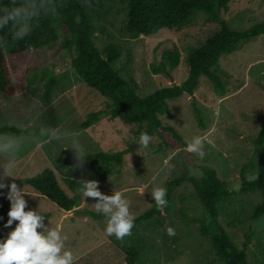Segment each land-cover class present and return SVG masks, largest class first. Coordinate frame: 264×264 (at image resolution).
<instances>
[{
    "label": "rangeland",
    "instance_id": "1",
    "mask_svg": "<svg viewBox=\"0 0 264 264\" xmlns=\"http://www.w3.org/2000/svg\"><path fill=\"white\" fill-rule=\"evenodd\" d=\"M87 14L94 26L93 40L98 51L109 43L131 50L130 62L118 61L116 67L126 80L135 81L141 96L185 80L188 73L185 60L190 48L204 42L220 27L218 22L207 21L205 14L198 13L193 23L181 29L162 28L150 36L131 35L126 31L125 0L103 3L89 9ZM220 18L233 30L264 23V0H231L226 10L220 11ZM63 38L61 33L56 42L30 49L34 71L25 90L13 97L0 95V137L11 139L15 148L0 151V174H3L0 179L6 185L0 189V238H5L18 222L14 220L5 227L10 208L7 184L14 181L25 190L22 193L27 201L25 210L42 212L45 228H55L65 237L64 247L72 253V264H125L128 245L140 249L135 264H221L209 238L201 235L199 222L190 220L202 217L204 209L192 197V187L187 181L174 190L169 210L143 222L130 241L104 232L106 216L94 208L98 198L81 195L79 204L65 211L22 184L24 178L51 169L64 191L72 195L64 183L66 175L56 163L63 150L75 152L70 147L72 138L77 140L83 154L122 152L121 164L112 163L106 179L96 187L104 195L119 191L127 199L133 217L153 205L154 185L166 190L167 182L180 176V166L193 175L202 173V169L188 167L178 158L186 147L171 145L166 151L159 150L161 138L156 134L150 135L147 146H142L138 127L119 118L103 116L83 128L81 123L86 114L102 109L106 98L75 75L72 53L58 48ZM172 47L180 55L178 66L167 75L154 73L152 63L159 62L163 50ZM218 67L222 91L201 76L192 95L183 94L168 101V111L161 120L175 127L186 143L193 136L201 138L204 155L190 151L192 157L198 164L214 169L234 192L220 203L219 221L238 247L249 234L248 262L264 264V216L250 219L260 196L258 192H237L243 166L250 164L247 179H254L264 169V141L251 161L255 151L253 140L264 119V34L243 41L236 50L223 54ZM50 78L53 85L48 90L46 83ZM192 104L199 108L203 125H199ZM49 129H56L63 138L59 142L50 138ZM4 204L7 211L2 212ZM168 227L174 229V235L167 233Z\"/></svg>",
    "mask_w": 264,
    "mask_h": 264
},
{
    "label": "trees",
    "instance_id": "2",
    "mask_svg": "<svg viewBox=\"0 0 264 264\" xmlns=\"http://www.w3.org/2000/svg\"><path fill=\"white\" fill-rule=\"evenodd\" d=\"M116 1L121 0H40L43 9L40 15L33 19L31 30L22 39L12 38L11 24L0 28V95L8 98L24 91L29 76L34 71L29 50L56 42L62 33L64 38L58 48L72 53L71 66L75 75L106 98L102 109L86 114L85 120L81 123L83 128H88L103 116L119 118L127 124L136 125L139 133L158 135L161 138L159 150L166 151L171 145L186 147V141L176 128L163 124L161 120V116L168 111V101L183 94L192 95L201 76L207 77L215 89L222 91L219 58L236 50L241 42L264 34V23L252 25L244 30L229 28L220 18V11L226 10L231 0H125L126 31L131 35L150 36L162 28L181 29L193 23L198 13L205 14L207 21H216L220 25L219 29L204 42L190 48L185 60L188 68L185 80L180 84L162 86L148 95L141 96L137 92L135 81L126 80L116 67L118 61L130 62L131 50H123L118 45L109 43L100 52L94 46V26L87 11L103 3ZM22 2L23 0H0V7L17 6ZM179 62L178 50L175 47L165 48L161 60L152 63L151 70L167 75ZM52 85L53 79L50 78L46 83V89L50 90ZM192 108L199 125H203L199 108L195 104H192ZM3 129L11 130L7 127ZM263 141L264 119L253 140L255 151L251 161L257 155ZM178 158L188 167L202 169V173L193 175L187 168L180 166V176L174 177L166 184L167 203L163 207V212L169 210L176 187L184 181L189 182L192 197L197 199L204 209L202 217L190 220L199 222L200 233L209 238L214 255L221 264H249L247 246L250 235L247 234L242 246L238 247L219 221L220 203L231 197L234 192L227 188L226 183L218 177L214 169L198 164L190 151L181 150ZM83 160L79 166H75L77 164L75 152L69 149L63 150L62 155L56 159L57 168L65 173L64 183L72 195L64 191L51 169H43L38 174L24 178L22 184L31 187L57 207L65 211L71 210L81 200L82 194L79 191L81 181L96 179L99 183L105 180L112 163L121 164L122 152L87 153L83 154ZM249 165L246 164L240 171L237 192L244 194L258 192L260 201L255 204L250 214V219L256 220L264 216V169L254 179H247L245 175ZM4 211H7L6 204L2 207V212ZM160 214L161 211L154 202L151 207L134 217L130 234L122 238L130 241L143 222ZM139 255L138 246L128 245L125 251V264H135Z\"/></svg>",
    "mask_w": 264,
    "mask_h": 264
},
{
    "label": "clouds",
    "instance_id": "3",
    "mask_svg": "<svg viewBox=\"0 0 264 264\" xmlns=\"http://www.w3.org/2000/svg\"><path fill=\"white\" fill-rule=\"evenodd\" d=\"M43 4L40 0H23L17 6L0 7V28L11 24L13 39H22L31 30L32 21L39 16ZM45 130L42 129L43 133ZM48 136L59 142L63 136L56 129H49ZM151 136L146 132L139 134V144L147 146ZM70 147L75 149V157L79 166L83 160V153L75 138L70 141ZM187 150L195 152L200 156L204 153L201 150V138L193 136L186 144ZM14 148L11 139L0 137V151H8ZM7 174V173H4ZM3 174H0L2 176ZM12 176L10 174H7ZM13 177V176H12ZM155 179V178H154ZM98 181L91 179L81 181L79 191L83 197H96L95 210L103 212L106 216L104 232L121 239L130 234L133 225V215L129 212L128 201L122 197L119 191L111 195L102 194L96 187ZM0 179V189L5 187ZM7 199L10 201V208L7 212L5 227L18 221L15 227L10 230L5 238L0 239V264H72V253L64 247L65 237L55 228L46 229L44 215L42 212L33 209L25 210L27 201L22 193L23 187L11 181L7 184ZM151 197L154 199L158 210L163 212L167 201L165 199V188L154 185L151 190ZM38 228L41 229L38 231ZM169 235H174V229H166Z\"/></svg>",
    "mask_w": 264,
    "mask_h": 264
}]
</instances>
